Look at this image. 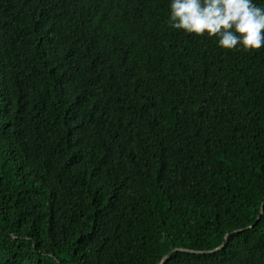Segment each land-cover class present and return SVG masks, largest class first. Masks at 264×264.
I'll use <instances>...</instances> for the list:
<instances>
[{"label": "trees", "instance_id": "obj_1", "mask_svg": "<svg viewBox=\"0 0 264 264\" xmlns=\"http://www.w3.org/2000/svg\"><path fill=\"white\" fill-rule=\"evenodd\" d=\"M168 15L0 0V264H264V47Z\"/></svg>", "mask_w": 264, "mask_h": 264}, {"label": "clouds", "instance_id": "obj_2", "mask_svg": "<svg viewBox=\"0 0 264 264\" xmlns=\"http://www.w3.org/2000/svg\"><path fill=\"white\" fill-rule=\"evenodd\" d=\"M168 23L174 29L215 37L218 47H264V6L254 0H169Z\"/></svg>", "mask_w": 264, "mask_h": 264}, {"label": "water", "instance_id": "obj_3", "mask_svg": "<svg viewBox=\"0 0 264 264\" xmlns=\"http://www.w3.org/2000/svg\"><path fill=\"white\" fill-rule=\"evenodd\" d=\"M262 212H263V210H262ZM253 226H254V225H251V226H249V227H253ZM249 227H247V228H249ZM242 230H244V229H240L239 231H242ZM227 240H228V235L226 236V242H225L223 245H221L220 247H218V248H216V249H214V250L207 251V252H214V251H217V250L223 248V247L225 246V244L227 243ZM175 251H190V252H197V253H205V252H206V251H197V250H191V249L176 248V249H174V250L168 252V253L163 257V259H162V261L160 262V264H165V263L170 259V257L173 255V253H174Z\"/></svg>", "mask_w": 264, "mask_h": 264}]
</instances>
